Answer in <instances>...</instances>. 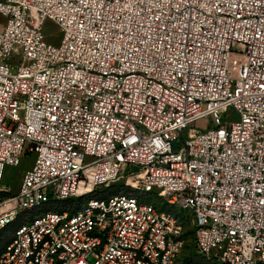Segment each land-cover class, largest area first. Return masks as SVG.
I'll return each mask as SVG.
<instances>
[{
	"label": "built area",
	"instance_id": "built-area-1",
	"mask_svg": "<svg viewBox=\"0 0 264 264\" xmlns=\"http://www.w3.org/2000/svg\"><path fill=\"white\" fill-rule=\"evenodd\" d=\"M0 16V184L33 155L0 186V264H264V0H0ZM120 181L166 208L93 196Z\"/></svg>",
	"mask_w": 264,
	"mask_h": 264
},
{
	"label": "rangeland",
	"instance_id": "rangeland-1",
	"mask_svg": "<svg viewBox=\"0 0 264 264\" xmlns=\"http://www.w3.org/2000/svg\"><path fill=\"white\" fill-rule=\"evenodd\" d=\"M4 22V18L0 16V24ZM43 33L46 35L47 39L52 43H57L59 39L61 38V31L59 27L54 24L50 20H45L43 24ZM230 120H234L236 118L230 116ZM200 123H198V126ZM33 161V155L29 154L25 156L21 163L17 166H6L4 169L3 177L1 180L0 186H8L11 190H16L20 181L21 173L25 169L29 168ZM106 191V190H105ZM109 193H117V192H126L131 193L136 196H139L141 200L149 201L156 205L157 207H160L162 209L166 208L165 202H163L159 197H156L153 194H146V195H140L139 191L132 189L131 187H126L122 184V182H117L114 185L111 186ZM60 205H63L64 202H59ZM187 228L190 227L189 224H186ZM187 244L185 246L184 254L186 255H194L195 250L193 246V233H188L187 237ZM1 243V240H0ZM195 262L196 264H211L209 263L205 257L195 255Z\"/></svg>",
	"mask_w": 264,
	"mask_h": 264
},
{
	"label": "trees",
	"instance_id": "trees-1",
	"mask_svg": "<svg viewBox=\"0 0 264 264\" xmlns=\"http://www.w3.org/2000/svg\"><path fill=\"white\" fill-rule=\"evenodd\" d=\"M111 186L109 188H106V191L104 190L103 192H97L95 194H93V196L95 197H100V196H108L110 194L113 193H109L108 191L110 190ZM15 227V223L12 225L7 226L5 229H3L2 231H0V251L2 250V248L5 246V244L10 240L11 238V233L14 230ZM191 255H189L190 257Z\"/></svg>",
	"mask_w": 264,
	"mask_h": 264
}]
</instances>
